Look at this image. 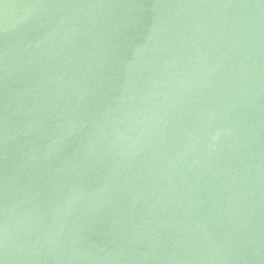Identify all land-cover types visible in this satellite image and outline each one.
Wrapping results in <instances>:
<instances>
[{"label":"water","instance_id":"water-1","mask_svg":"<svg viewBox=\"0 0 264 264\" xmlns=\"http://www.w3.org/2000/svg\"><path fill=\"white\" fill-rule=\"evenodd\" d=\"M0 264H264V0H0Z\"/></svg>","mask_w":264,"mask_h":264}]
</instances>
